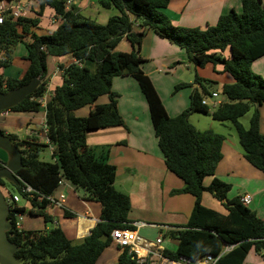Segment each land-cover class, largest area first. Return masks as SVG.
Here are the masks:
<instances>
[{
	"label": "trees",
	"instance_id": "trees-1",
	"mask_svg": "<svg viewBox=\"0 0 264 264\" xmlns=\"http://www.w3.org/2000/svg\"><path fill=\"white\" fill-rule=\"evenodd\" d=\"M33 1L38 7L33 14L13 17L7 13L0 23V68L12 62L18 43L24 44L28 61L20 78L5 76L0 71V92L26 84L34 77L40 79L36 89L10 109H44L45 136L54 145V150L53 160H42L39 152L48 146L47 143L34 136L20 138L8 134L20 149L24 165L16 171L21 181L15 187L33 207H37L29 212L42 215L45 222L51 221V216L42 210L49 204L46 197L53 194L61 179L83 189L86 199L98 202L101 208L99 220L90 233L72 240L59 226L37 231L17 229L14 215L22 213L24 207L14 203L8 215L12 227L7 236L18 246L15 256L19 263L95 264L101 252L113 244L112 230L132 227L129 195L114 186L115 166L96 157L86 143L89 129L122 125L111 79L130 74L145 98L165 165L183 180V187L172 193L185 192L194 197L186 224L170 229V235L177 243L176 249L164 248V255L172 259L185 256L195 260L205 254L217 255L225 245H232L214 264H250L245 261L247 253L264 250V220L243 204L239 196L226 198L230 185L214 176L222 157L223 137L210 130H197L188 117L192 112H199L217 121L229 120L236 130L243 157L264 173V135L259 132L257 110V106L264 103V78L250 68L255 59L264 55V0H242L239 12L230 9L219 15L215 24L204 27L174 24L165 14L170 0H95L103 8L117 10L105 23L81 14L74 5L67 8L66 0ZM46 7L60 20L52 30L40 34L34 28L39 27L40 16ZM149 29L183 49L194 68L222 62V71L233 80L222 83L220 91L215 92L226 100L209 110L201 99L213 91H208L200 79L210 80L196 75L195 81L201 89L193 88L190 105L181 113L170 116L151 79L142 70L145 59L140 56L139 48ZM124 36L130 42L131 50H114ZM226 49L229 58L222 56ZM65 55L81 63L61 64V83L54 87L43 108L40 98L48 83L47 58ZM190 85L179 82L175 88ZM103 94L108 96V101L93 105ZM86 105H93L87 115L74 114ZM250 106H254V110L249 126L244 128L238 118ZM4 164L0 160V167ZM206 176H213L207 186L203 184ZM4 184L5 180L0 178V185ZM26 184L32 188L31 196L22 191ZM204 191L221 201L226 212L203 205ZM8 194L14 195L10 191ZM116 247L119 250L117 264H138L128 248Z\"/></svg>",
	"mask_w": 264,
	"mask_h": 264
},
{
	"label": "crops",
	"instance_id": "crops-1",
	"mask_svg": "<svg viewBox=\"0 0 264 264\" xmlns=\"http://www.w3.org/2000/svg\"><path fill=\"white\" fill-rule=\"evenodd\" d=\"M241 1L242 0H170L165 9V14L174 24L190 27H204L207 24H215L219 15L228 12L230 9L239 12L241 10ZM0 5L5 7L17 6L20 10L19 15L26 16L38 10L33 0H1ZM71 5L76 6L81 14L93 18L95 21L96 18H98L96 14L100 13L99 8L104 9L95 0H70V2L66 4L67 7ZM116 13L114 11L113 13L109 12L103 14L101 17L102 20L99 21V23H105L110 15ZM59 20L60 18L55 16L49 7H46L40 16L39 27L34 28V30L38 33L42 32V34L47 33L46 30H52ZM125 39V36L121 38L114 50L129 52L131 45H126L124 41L127 39ZM154 43L166 45L163 37L156 35L149 29L139 48V54L143 59H149V48ZM154 50L155 52L158 51L157 49ZM25 54V47H22L19 43L16 44L12 62L8 66L0 68V71L5 76L14 78L22 77L28 67ZM161 56L162 55H160V57ZM166 57L169 60H173V58L169 56ZM72 60L73 58L70 55L58 57L55 63L56 68L51 75L52 80L48 77L47 73V92L45 93L46 95L44 94L40 98L43 108L54 87L61 83L63 71L61 64L66 66ZM259 61H263L264 63V55L251 63L250 68L255 73H258L255 69V64ZM146 64V61H144L142 70L151 79L167 113L170 116L177 115L180 109H177V111L173 109L169 111L158 91V76L155 75L157 67L146 68ZM226 74L228 73L226 72ZM231 79L233 80L229 75L225 78L227 81L222 83L231 82ZM191 82L193 83L191 77L185 80V83ZM222 83H220V85ZM194 87L201 89V86L196 82H194ZM111 90L117 94L116 105L123 123L118 126L89 129L86 132L87 145L92 149L96 157L106 160L115 166L114 186L118 190L129 195L132 206H138L140 210H144V208H146V210L147 208L152 209V218L150 219L144 217H129L131 224L135 222H141L143 224L137 228L139 234L147 230L151 231V228H153L157 236V231L161 228L175 229L182 227L186 224L192 211L194 197L189 193H182L187 194L182 196H179L181 194L172 193V190L182 188L184 183L180 177L168 170L165 165L157 143V138L153 131L149 111L143 94L135 82V79L130 74H121L112 77ZM210 91L217 90L212 89ZM218 96L221 101L224 100L223 95L218 94ZM107 101L108 96L103 94L95 100L93 105L102 104ZM93 105L81 107L75 110L74 114L85 116ZM186 106L187 105H184L179 108H184ZM10 110L11 109H8L0 113V130L4 134H16L20 138L34 136L37 137L40 142H46L44 117L40 119L38 123H35L32 117L33 115L28 111L10 112ZM257 110L259 113V132L264 135V103L258 105ZM205 116L211 117L209 115ZM227 134L228 136L222 143V157L215 168L214 176L230 185L226 193L227 199L243 194L249 195L250 201L246 205L255 212L256 216L264 220V173L252 166L243 157L242 152H238V139L235 138L232 133H230V135L229 133ZM46 148L49 149L48 146H45L43 150L39 152V157L45 161L53 160L50 150L49 154H45ZM0 159L6 162L9 156L7 155L6 157L4 153L0 152ZM212 177L213 176H206L203 179V184L207 186L212 180ZM208 193V191L202 193L201 203L207 206L204 204L206 202L209 204L207 207L225 213L226 209L221 201H214L213 207L210 206L211 200H208ZM60 194L64 195L61 206L49 203L42 210L51 216V221H49V223L52 227L59 226L67 237L72 240H79L88 235L90 229L99 220L101 206L96 201L86 199L83 189L76 188L65 179H61V183H59L51 196L58 198ZM209 195L213 197L211 193H209ZM133 196L136 200L135 204L133 202ZM213 199L215 198L213 197ZM176 200L180 203L176 204ZM27 201L28 206L27 209L25 208V211L27 210V212H29L31 208L37 209V207L31 205L29 200ZM182 203H184L182 209H177L176 207H181ZM31 214L33 213H30V215ZM20 215V213H17L16 216ZM28 219L29 220L26 221L24 220L25 225H38L37 223V225L34 224L35 222L32 218L28 217ZM50 225L44 224V229L48 230L52 228ZM111 245L116 248V251ZM111 245L104 249L101 254H108L110 258L114 260L117 254H119V250L116 245ZM163 247L167 248L164 245ZM245 261L250 264H264V250L257 252L250 250L246 255Z\"/></svg>",
	"mask_w": 264,
	"mask_h": 264
},
{
	"label": "rangeland",
	"instance_id": "rangeland-1",
	"mask_svg": "<svg viewBox=\"0 0 264 264\" xmlns=\"http://www.w3.org/2000/svg\"><path fill=\"white\" fill-rule=\"evenodd\" d=\"M99 9H100V13L96 14V16L98 17V18H96V21H98V22L102 20L101 17L103 14H107L109 12L113 13L114 11H115V13L117 12V10L115 8H110V9L99 8ZM40 33H42V32H40ZM164 40L166 42V45L158 44V43H154L153 45H151V47L149 48L150 57H149V59H147L145 61L147 63L146 68L157 67L156 70L158 72L155 71V75L158 76L157 83L159 86H157V88H158L160 95L162 96L164 104L167 106V109L169 111H171L172 109L176 110V111H177V109H180V111L178 110L179 111L178 113H181L186 107H188L190 105V94H191V90L193 88H195L194 82H196L195 81L196 75H199L201 78L205 77L206 79L210 80L208 82H205L204 79H200V81L202 82V84L205 85V87L208 91H210L212 89L220 91V83L227 81V80H225V78H227L229 76L228 74H226V72L222 71L223 70L222 62H220V61H216L214 63L210 62V63H207L202 68H200V67L194 68V66L186 58V53L183 49H181L177 45L167 41L165 38H164ZM124 42L126 43V45L130 46V42L128 40H126ZM19 44L22 47H24L23 43H19ZM154 49H157L158 51L155 52ZM130 50H131V46H130ZM160 55H162V56L160 57ZM166 56L173 58V60H169ZM222 56L225 58H229L230 55H229L228 49H226L222 52ZM56 59H58V57L49 56L47 58V61H46L48 77L51 80H52V78H51L52 72L56 68V66H55ZM263 65H264L263 61H259L258 63L255 64V69L259 73V74L258 73L257 74L264 78ZM189 77H191L193 80V83L191 82L190 86H182V87L175 88L176 84H178L179 82H185V80ZM183 79H185V80H183ZM214 79H217V80H214ZM231 81H232V79H231ZM198 90H200V89H198ZM225 100L226 99L224 97L223 101H225ZM184 105H187V106L184 108H179L181 106L183 107ZM253 109H254V106H250L249 110L246 113H244L241 117L238 118L239 122L241 123V125L244 128H247L249 126V121H250V117L252 115ZM10 112H15V111L10 110ZM28 112L33 115L32 117H33V120L35 123H38V121L44 117V109H39L38 111H28ZM263 114H264V111H263ZM188 120L197 130L213 131L215 133L220 134L223 137V140H225L226 137L228 136L227 133H229V135H230V133H232V135L235 138H237L236 130H235L233 124L229 120L217 121V120L212 119V117H207V116H205L199 112L190 113ZM263 125H264V121H263ZM238 145L239 144H237V146ZM237 150L239 153L242 152V148L240 145H239ZM0 152L4 153L5 156L7 157V153L3 149L0 148ZM45 154L46 155L49 154V149L46 148ZM0 188H1V191L3 192L4 197L7 200L8 204H9V199H10V194H8L9 191L14 193V194H17L19 196V201L16 202V205H18L20 207H24V211L22 213H20L21 214L20 216H16V221L18 222V225L20 226V228L22 230H25V231L44 230V226H43L44 224L50 225L49 222L44 221V218L42 215H39V214H31L30 215V213L27 212V210L25 211V208L27 209V206H28V201H27L28 199L26 197H24L22 194H20L19 191H17V188L15 187V185H12L8 180H5L4 186L0 185ZM182 193H185V192H176V194H181L179 196L187 195V194H182ZM208 196H209L208 200L209 201L211 200L210 206L214 205V201L215 202L219 201L217 198H215L212 195L215 198V199H213V197H211V195H209V193H208ZM133 198H134V196H133ZM133 202H134V204L136 203L135 198H134ZM179 203L180 202L178 200H176V204H179ZM183 204L184 203H182L181 207H176V208L182 209ZM204 204H206L207 206L209 205L206 202ZM32 215H34V216H32ZM138 215H142V216H138ZM28 217L32 218L35 222L34 224L37 223L38 225L37 224H36L37 226L25 225L24 220L25 221L29 220ZM129 217L130 218L131 217H141V218L144 217V218L150 219V218H152V209L147 208V210H146V208H144V210H140L138 206H132L131 205ZM29 226H31V227H29ZM50 227H52V226L50 225ZM157 232L159 235H161L163 237L162 245L166 246L167 249L170 251H173L176 249V240L171 237L170 229L161 228ZM139 235H141L143 238L145 237V239H147V240H153L156 237V231H155V229L151 228V231L147 230L143 233L141 232ZM111 247H113L114 250L116 251V248L114 246L111 245ZM116 253H118V252H116ZM117 257H118V254H117ZM117 257H116V259L114 258V260H113L110 258V256L108 254H104V255L101 254L98 256L95 263L96 264H117Z\"/></svg>",
	"mask_w": 264,
	"mask_h": 264
},
{
	"label": "built area",
	"instance_id": "built-area-1",
	"mask_svg": "<svg viewBox=\"0 0 264 264\" xmlns=\"http://www.w3.org/2000/svg\"><path fill=\"white\" fill-rule=\"evenodd\" d=\"M69 2L70 0H66V4ZM7 13L12 15L13 17H17L20 14L19 7L17 6L5 7L3 5H0V23L2 22L4 15ZM72 61L76 64L81 63V61L78 59H73ZM46 90L44 94L47 92ZM52 93L53 91L50 93V95ZM220 102L221 100L219 99L218 93L215 91L211 92V94L204 95L201 99V103L207 105L209 110H214ZM44 131L46 132L45 126H44ZM45 143L48 144V148L52 154L54 150V145L51 144L47 138ZM59 183H61V180L59 181ZM22 191L26 193L28 196H31L32 188L26 184L22 188ZM63 197L64 195L60 194L58 198H54L51 195L47 196L46 198L49 200V203H53L55 205L61 206L63 202ZM239 197H240V201L245 205L250 201V196L247 194L240 195ZM18 200H19V196L17 194H14L13 196L10 197L9 199L10 211L11 209L14 208V203H16ZM16 215L17 213H15L14 215L15 217L14 224L17 229H20V226L16 221ZM131 225H132L131 228L113 229L111 232V238L113 244L119 246L121 249L128 248L129 253H132L134 255L138 264H214L215 261L220 257V255L223 252L227 251L228 249H230V247H232V245H225V247L219 254L217 255L205 254L202 257L195 260H192L185 256H180L178 259H172L164 255L163 253L164 250V247L162 245L163 237L161 235H157L153 240H147L138 233L137 228L143 225L141 222H135L132 223Z\"/></svg>",
	"mask_w": 264,
	"mask_h": 264
},
{
	"label": "water",
	"instance_id": "water-1",
	"mask_svg": "<svg viewBox=\"0 0 264 264\" xmlns=\"http://www.w3.org/2000/svg\"><path fill=\"white\" fill-rule=\"evenodd\" d=\"M39 83L40 79L34 77L26 84L9 89L6 92H0V113L21 102L36 89ZM0 148L9 156L5 164L0 167V178L18 185L21 179L16 175V171L24 166L22 153L8 134H4L1 130ZM9 213V204L0 188V264H20L15 256L18 246L10 241L7 236L8 230L12 227L11 222L8 220Z\"/></svg>",
	"mask_w": 264,
	"mask_h": 264
}]
</instances>
